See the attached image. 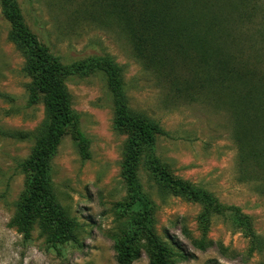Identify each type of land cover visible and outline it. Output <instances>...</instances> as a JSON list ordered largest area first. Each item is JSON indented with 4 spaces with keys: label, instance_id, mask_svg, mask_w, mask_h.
<instances>
[{
    "label": "rangeland",
    "instance_id": "obj_1",
    "mask_svg": "<svg viewBox=\"0 0 264 264\" xmlns=\"http://www.w3.org/2000/svg\"><path fill=\"white\" fill-rule=\"evenodd\" d=\"M16 1L28 29L64 66L107 55L121 68L129 107L165 131L155 155L173 179L208 197L169 189L147 156L141 158L138 179L149 225L175 254L185 253L177 264H264V0H207L218 22L199 37L202 93L184 82L191 76L181 61L174 81L145 70L116 19L101 7L104 0ZM11 28L0 1V264H117L116 240L131 230V215L142 207L124 178L132 133L116 126L103 73L71 69L64 77L85 141L68 129L51 160L52 190L81 246L69 242L62 255L50 249L40 219L30 241L19 231L31 180L23 163L35 152L47 102L43 94L31 102L34 77L9 38ZM144 235L133 264L150 262L153 248ZM200 240L213 245L202 251L195 245Z\"/></svg>",
    "mask_w": 264,
    "mask_h": 264
},
{
    "label": "trees",
    "instance_id": "obj_2",
    "mask_svg": "<svg viewBox=\"0 0 264 264\" xmlns=\"http://www.w3.org/2000/svg\"><path fill=\"white\" fill-rule=\"evenodd\" d=\"M0 1L12 27L9 38L27 57L26 71L34 77L30 85L31 102L36 103L42 94L47 102V121L40 135L35 138V152L23 163V168L31 174L29 188L21 203L16 223L24 240H31L32 227L40 219L41 228L49 237L46 245L50 249L62 255L64 246L69 242L77 247L81 246L75 236L76 225H73L67 212L59 206L52 190L51 160L68 129L75 130L80 140L85 141L79 128L78 116L71 109L64 77L71 69L84 71L85 74L100 72L108 80L116 126L132 133L124 163V178L134 199L142 207V211L130 216L131 225L128 226L132 227L131 230L125 231L116 240L117 264H133L141 258V240L137 239L142 233L153 248L149 264H177V260H186L185 253L175 254L163 244L149 225L150 207L138 179L141 158L147 156L149 167L169 189L193 199L208 200V197L203 191L192 189L189 184L173 179L160 158L155 155L157 137L164 135L165 131L158 122L129 107L121 68L107 55L88 58L73 67L64 66L28 29L17 1ZM104 2L101 7L110 14L109 17L116 19L120 29L132 42L136 57L145 70L157 72L165 79L174 81L179 78L176 66L181 61L188 72L187 76H191V79L184 78V82L191 86L195 84L199 88L197 93L200 90L203 92L206 85L201 74L205 68V59L199 37L207 28H215L218 22L216 15L210 11L207 0ZM195 45L196 54L193 49ZM195 245L206 251L213 243L200 240ZM175 256L178 258L176 261L173 259Z\"/></svg>",
    "mask_w": 264,
    "mask_h": 264
}]
</instances>
